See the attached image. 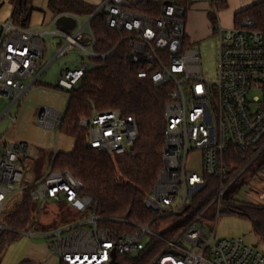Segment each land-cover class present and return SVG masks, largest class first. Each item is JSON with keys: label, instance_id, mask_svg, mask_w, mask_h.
I'll return each mask as SVG.
<instances>
[{"label": "built area", "instance_id": "built-area-1", "mask_svg": "<svg viewBox=\"0 0 264 264\" xmlns=\"http://www.w3.org/2000/svg\"><path fill=\"white\" fill-rule=\"evenodd\" d=\"M216 0H187V7L178 0H100L86 17V24L102 15L107 28L119 37L126 48L125 60L138 78H147L155 87L166 86L164 106L165 142L162 170L155 185L144 199V208L153 220L177 222L159 227L128 224L120 232L99 228L95 202L80 194L81 184L69 172L51 169L32 185L29 197L42 210L47 202H64L73 212L89 213L44 233L51 256L60 264H109L117 257L149 258L146 264H264V255L251 248L242 238L215 239L207 235L202 220L206 209L224 198L231 180L223 158L230 146L244 152L258 149L252 159L264 150V30H255L249 19H242L232 28H213L218 39L217 70L214 82H208L202 71L198 47L185 35L187 8L196 3ZM75 18V17H74ZM55 24V23H53ZM82 29L73 35L54 28H19L8 18L0 22V99L10 100L0 114L8 118L0 133V232L6 231L32 237L31 225L23 232L4 227L1 220L15 211L23 199L22 167L34 156L25 142L4 141L5 133L16 125L18 111L8 113L33 89L42 71L49 44L47 36L63 39L75 46L85 59L94 58V38ZM60 49L57 56L63 53ZM108 53L102 54L104 58ZM86 63L74 70L59 73L56 86L64 93L72 90L82 77ZM30 79L27 84L21 80ZM62 115L52 108H42L36 118L38 126L57 130ZM87 132L86 146L96 152L113 156L133 157L138 137L137 124L131 117L115 111L96 112L80 119ZM198 153V171L190 168V158ZM216 177L220 186L209 202L195 215L187 217L193 196L205 187L204 177ZM264 200V194L259 196ZM182 213V214H181ZM219 212L217 213V217Z\"/></svg>", "mask_w": 264, "mask_h": 264}, {"label": "trees", "instance_id": "trees-1", "mask_svg": "<svg viewBox=\"0 0 264 264\" xmlns=\"http://www.w3.org/2000/svg\"><path fill=\"white\" fill-rule=\"evenodd\" d=\"M11 20L19 28H28L33 12L32 0H12ZM187 7V0H178ZM225 7L223 0H216L217 11ZM47 9L53 16L71 15L86 18L95 10L94 6L81 0H47ZM249 19L255 30H264V3L255 4L234 16V24ZM213 22V20L211 19ZM88 31L94 38V58H87V66L68 97L58 133L73 139L69 153H55L50 169L69 172L81 184L80 194L90 197L96 205V215L102 219L99 228L120 232L128 224L150 225L157 228L169 222H177L176 215L170 220H153L144 208V199L155 185L162 170V150L165 142L164 106L167 101L166 86L155 87L147 78H138L125 60L126 48L119 44V37L109 30L102 15L91 20ZM84 35L81 36L83 39ZM108 53L104 58L100 56ZM39 85L37 81L34 85ZM54 88L60 90L56 85ZM63 92V91H62ZM115 111L123 117H131L137 124L138 137L133 146V157L109 156L86 146L87 132L80 127V119L90 118L92 112ZM258 149L241 152L230 146L223 163L228 175L227 183L254 156ZM262 150L236 181L258 158ZM264 165V161L260 166ZM259 166V167H260ZM258 167V168H259ZM205 187L191 198L187 205V217L198 213L215 195L220 182L216 177H204ZM26 190L21 203L14 212L5 215L1 224L16 232H23L33 222L31 186ZM221 213L234 214L249 221L254 234L264 241V205L243 206L227 200ZM16 233L0 232V252L14 243ZM149 258L117 257L116 264H146Z\"/></svg>", "mask_w": 264, "mask_h": 264}, {"label": "rangeland", "instance_id": "rangeland-1", "mask_svg": "<svg viewBox=\"0 0 264 264\" xmlns=\"http://www.w3.org/2000/svg\"><path fill=\"white\" fill-rule=\"evenodd\" d=\"M8 3L13 6L12 0H0V5L4 4L3 7H0V16L3 13L5 5ZM97 5L98 4L95 5V8ZM196 6L199 7L197 11H203L209 22L211 19H215V8L212 3H196L189 5L187 8L184 18L185 24L190 22L189 12L191 9L194 10L197 8ZM85 22L86 19L80 18L78 22H76V28L71 29L70 27L74 24L73 18L66 17V33L73 35L79 27L84 26ZM214 26H217V22ZM50 27L54 28L53 26ZM87 30L88 27L86 26L82 29L84 36L85 33H87ZM60 39L61 38L59 37L53 36H47L46 39H44V41L49 44V49L48 55L47 53L44 55L42 62L43 65L40 67L39 71H42L48 63L50 64L39 77V85L25 93L21 102L9 111L8 114L10 116H13L18 111V120H20L23 114L32 111L37 103L42 104V106L50 103L51 99L46 95L42 94L39 96L37 94L38 96H34V94H32L34 90L37 91V88L40 91H46L50 94L55 93L57 96V103L64 101L66 94L54 88L59 73L66 70H74L81 61L86 63V59L84 54L75 46L65 47L63 53L57 56L58 51L66 44L65 42L59 44ZM81 40L82 38L79 37L78 42H81ZM188 42L198 47L201 68L202 71L206 73L205 79L208 82H214L217 70V37L212 35L198 42H192L189 38ZM29 80V78L21 80V83L27 84ZM9 103L10 100L8 99H0V114L5 110ZM40 108L42 109L44 107ZM7 123L8 118L6 117L0 121V133L6 129ZM14 129L15 126L5 133L4 141L8 142L13 140V136L15 135ZM45 139L51 142V147L48 150H43L44 148L41 150V147L37 149L38 152L35 154L37 159H32L28 166L22 167L24 186L36 184L42 179L43 175L50 170L51 161L49 162L47 159L48 153L52 160V156L55 153H69L74 144L73 139L62 135L57 131H53V138L46 137ZM30 154L33 156L32 152H30ZM42 155L44 156L42 157ZM198 158V153H195L189 161L191 162L189 167L193 168L195 171H198L199 168L197 165ZM253 160L254 159L251 158L246 163L247 166ZM262 161H264V155L251 164L247 171L236 181L230 183V186L225 191L224 198H222L220 202L210 205L203 213L202 220H204V222L202 226L207 235L214 232L215 239L242 238L251 248L264 255V241H261L254 234L248 220L234 214H220L227 200H231L232 203L243 206L264 205V200L259 199V196L264 194V165L260 166ZM247 166L244 169H246ZM32 211L36 219V225L32 228L33 236L27 237L24 235H18L14 243H11L0 252V264H60L59 259L56 256H51L48 252L46 246L47 240L43 237L44 233L56 229L57 227L66 224V222L70 223L78 219L89 217L88 212L79 214L71 211L64 202H58L56 204L47 202L42 210H39L37 202H32ZM218 212L219 215L217 217ZM3 232L7 233L6 231Z\"/></svg>", "mask_w": 264, "mask_h": 264}, {"label": "crops", "instance_id": "crops-1", "mask_svg": "<svg viewBox=\"0 0 264 264\" xmlns=\"http://www.w3.org/2000/svg\"><path fill=\"white\" fill-rule=\"evenodd\" d=\"M81 1H83L85 4L95 7V5L98 4L100 0H81ZM223 1L225 2V7L219 11L216 10L215 4H213L216 14L213 22L212 21L209 22L208 19H206L203 11L202 12L197 11L199 8L198 6H196L197 8H195L194 10L192 9L190 10L189 12L190 22L185 24V33L187 39L190 38L192 42H198L212 36L213 28L215 27L214 24L216 22L217 25H220L224 29L232 28L235 26L234 24L235 14L255 4L264 3V0H223ZM3 6L4 4L0 5V7ZM31 7L33 8V12L30 15L29 27L36 30L38 28H41L51 31L54 28H58L66 33V17L73 18L74 24L70 27L71 29L76 28L77 26L76 22H78V20L80 19V18L79 19L74 18L71 15L53 16L50 13V11L47 9V0H32ZM12 9L13 7L9 3L5 5L3 13L0 16V22H4L8 18H10ZM50 26H53L54 28ZM84 27L85 26L79 27V29H83ZM63 42L65 41L60 39L59 44ZM65 47L66 44L62 49H64ZM32 94H34V96H38V95L40 96L42 94L46 95L51 99V101L49 104H45L44 106H42V104L40 103H37V105L35 106V108L32 109V111L24 113L20 120H18L17 118V123L14 129L15 135L13 136L12 141L27 143L29 145L30 152H32L34 158L37 159L35 156V154H37L38 152L37 149L41 147L40 148L41 150L42 148H44L43 150L46 149L48 150L51 147V142L47 141L45 138L46 137L53 138V131L54 132L56 131V130L53 131L47 130L37 125L36 118L38 112L41 110L40 107L52 108L59 114L63 115L68 97L67 95H65L66 97L64 101L57 103L56 101L57 96L55 93L50 94L46 91H40L37 88V91L34 90ZM4 138L5 136L3 137V139ZM43 156L44 155H42V157ZM50 158L51 157H49V153H48L47 159L49 162L51 161ZM44 176L45 174L43 175V177ZM52 204H56V203H52Z\"/></svg>", "mask_w": 264, "mask_h": 264}, {"label": "water", "instance_id": "water-1", "mask_svg": "<svg viewBox=\"0 0 264 264\" xmlns=\"http://www.w3.org/2000/svg\"><path fill=\"white\" fill-rule=\"evenodd\" d=\"M246 166H247V164L243 167V169H244ZM243 169H242V170H243ZM186 210H187V207L184 208V210L182 211V213L185 212ZM182 213H181V214H182ZM109 264H116L115 261H114V256H113V260H112Z\"/></svg>", "mask_w": 264, "mask_h": 264}]
</instances>
